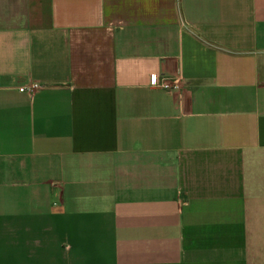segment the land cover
<instances>
[{
  "label": "crops",
  "instance_id": "obj_1",
  "mask_svg": "<svg viewBox=\"0 0 264 264\" xmlns=\"http://www.w3.org/2000/svg\"><path fill=\"white\" fill-rule=\"evenodd\" d=\"M0 264H264V0H0Z\"/></svg>",
  "mask_w": 264,
  "mask_h": 264
},
{
  "label": "built area",
  "instance_id": "obj_2",
  "mask_svg": "<svg viewBox=\"0 0 264 264\" xmlns=\"http://www.w3.org/2000/svg\"><path fill=\"white\" fill-rule=\"evenodd\" d=\"M149 86L165 89L168 91H178L181 88V79L176 77L172 80L162 79L158 76H153L149 80ZM38 88L37 85L31 84L28 88H20L19 91L33 93Z\"/></svg>",
  "mask_w": 264,
  "mask_h": 264
}]
</instances>
